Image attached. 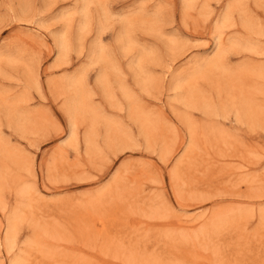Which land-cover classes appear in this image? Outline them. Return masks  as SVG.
<instances>
[{"label":"rangeland","instance_id":"obj_1","mask_svg":"<svg viewBox=\"0 0 264 264\" xmlns=\"http://www.w3.org/2000/svg\"><path fill=\"white\" fill-rule=\"evenodd\" d=\"M0 264H264V0H0Z\"/></svg>","mask_w":264,"mask_h":264},{"label":"bare ground","instance_id":"obj_2","mask_svg":"<svg viewBox=\"0 0 264 264\" xmlns=\"http://www.w3.org/2000/svg\"><path fill=\"white\" fill-rule=\"evenodd\" d=\"M102 79H104V77ZM81 97H82V95L80 97L76 98L77 106L73 110L75 113L81 111L82 109H85L84 108L85 107V102L83 101V99ZM71 135H72L73 138H77V132L75 130L72 132ZM87 139H89V137H87ZM88 141H90V139L87 140V143H88ZM11 221L9 222V227L7 229V235H6L7 246L9 247V249H13V247H14V238H15V229H14V225H13V223Z\"/></svg>","mask_w":264,"mask_h":264}]
</instances>
